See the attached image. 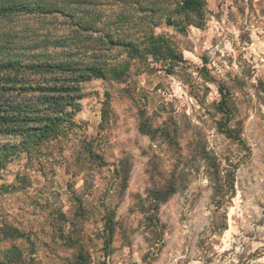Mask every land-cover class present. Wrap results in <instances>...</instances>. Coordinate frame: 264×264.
Wrapping results in <instances>:
<instances>
[{"label":"rangeland","instance_id":"obj_1","mask_svg":"<svg viewBox=\"0 0 264 264\" xmlns=\"http://www.w3.org/2000/svg\"><path fill=\"white\" fill-rule=\"evenodd\" d=\"M73 1L92 30L18 15L0 21L20 40L8 49L122 75L82 82L74 124L57 139L0 153V228L24 234L0 239V264L13 246L25 264H84L81 252L86 264H264V0H205L201 18L175 16L178 0ZM160 37L178 60L153 58ZM221 87L240 141L217 130ZM20 139L0 133V147ZM202 147L233 190L213 189ZM179 171L175 192L144 212L153 180Z\"/></svg>","mask_w":264,"mask_h":264},{"label":"trees","instance_id":"obj_2","mask_svg":"<svg viewBox=\"0 0 264 264\" xmlns=\"http://www.w3.org/2000/svg\"><path fill=\"white\" fill-rule=\"evenodd\" d=\"M77 4L78 1L71 2V0H0V21L5 20L10 23L18 15L46 17L60 14L68 20L76 31L92 30L93 21L91 17L87 20L77 17ZM204 5L205 0H178L173 14L178 16L182 13L192 12L201 18ZM166 22L169 25L178 26L179 24L175 17L171 16L166 17ZM153 36V39L157 38ZM103 37L108 43L115 42L109 36ZM17 38L18 34L11 30L0 32V133L21 136L16 145L4 143L3 147H0V153L5 154L6 152L7 155L15 151L29 153L35 148L40 149L42 144L57 139L65 128L73 125V115L80 110L79 99L82 97L80 84L82 82L94 78H106L108 75L120 78L122 75V71H111L97 61L55 60L50 59L48 55L37 52L25 54L10 51L8 45L19 42L20 40ZM159 41H161L160 47L152 44L153 58H170L172 60L180 58L170 47L166 46L167 42L163 37H160ZM40 42L39 40L32 42L28 49L35 50L34 48L40 46ZM60 42V40H56L55 44ZM122 45L137 52L136 48L128 42ZM24 46L21 47V50H25ZM220 94L221 100L216 106L225 118L217 122V130L228 138L239 140V128L229 125L233 116L232 110L229 108L231 100L224 95L222 87ZM156 130L157 128L154 129V131ZM143 132L151 133L152 130L143 124ZM161 132H163L162 129ZM7 147L8 149H5ZM201 152L206 159L211 160L209 179L213 183V189L218 193L225 186L233 190L231 173L222 178L219 166L214 163L213 156H210L203 147ZM181 172L169 174V177L162 184L153 180L154 185L147 190L148 205L143 210L144 212L146 210L154 211L175 192L176 180ZM150 178L152 179V175ZM145 218L151 219L152 216L146 215ZM107 225L111 233L112 218H108ZM3 234L7 236L5 237ZM23 235V232L15 227L0 228V239L18 238ZM2 255L6 264H25L21 254L17 250L15 251L14 246L10 253L4 252ZM79 259L86 264V258L82 252Z\"/></svg>","mask_w":264,"mask_h":264}]
</instances>
